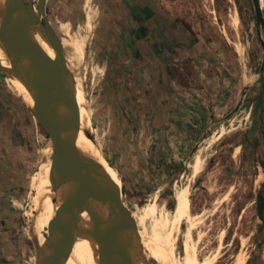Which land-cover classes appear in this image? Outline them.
Returning <instances> with one entry per match:
<instances>
[{"label": "rangeland", "instance_id": "374dc122", "mask_svg": "<svg viewBox=\"0 0 264 264\" xmlns=\"http://www.w3.org/2000/svg\"><path fill=\"white\" fill-rule=\"evenodd\" d=\"M136 1L45 0V13L91 116L92 137L121 180L144 252L137 259L159 264L147 236L158 225L172 238L176 195L188 188L191 215L172 240L178 263L189 251L202 264H264V31L252 1ZM104 13L120 15L114 32ZM6 74L0 69V241L8 240L0 264H36L31 235L41 232L30 231V196L52 146ZM191 77L201 89L196 98L206 99L207 121L197 139L168 147L165 135L160 142L153 135L169 121L159 93ZM128 149L135 155L129 169L132 160L116 162Z\"/></svg>", "mask_w": 264, "mask_h": 264}, {"label": "water", "instance_id": "95a60500", "mask_svg": "<svg viewBox=\"0 0 264 264\" xmlns=\"http://www.w3.org/2000/svg\"><path fill=\"white\" fill-rule=\"evenodd\" d=\"M251 1L256 21L264 31L260 0ZM33 29L41 34L53 54L34 37ZM0 44L11 62L10 68L0 64V69L25 83L32 99L27 105L29 111L46 131L52 146L50 184L54 213L45 243L35 244L36 264H65L78 237L83 212L87 213L96 238L100 264H135L130 256L135 226L121 188L76 142L78 107L72 91L75 80L63 45L47 20L45 0H4Z\"/></svg>", "mask_w": 264, "mask_h": 264}, {"label": "bare ground", "instance_id": "6f19581e", "mask_svg": "<svg viewBox=\"0 0 264 264\" xmlns=\"http://www.w3.org/2000/svg\"><path fill=\"white\" fill-rule=\"evenodd\" d=\"M4 0H0V14L3 8ZM34 37L41 45L50 53L53 54L51 47L45 42L44 38L35 29L32 30ZM0 64L10 68L11 62L6 49L0 44ZM6 74V73H5ZM7 75V74H6ZM11 83L15 86L22 101L26 105L32 102L29 89L25 83L16 75H9ZM72 91L78 107V126L75 132L76 142L83 149L85 154L95 162L119 188H121V180L117 175L116 170L107 161L98 144L92 137L93 123L87 107L80 97L79 90L74 83ZM197 162V161H196ZM196 166V165H195ZM51 173V158L43 162L37 169L34 180L35 185L32 187L30 196L29 216L32 222L29 225L30 231L37 226L41 234H32L31 237L37 244L45 243V234L50 220L53 218L54 204L52 201V191L50 184ZM194 173V172H192ZM195 174V173H194ZM178 192V191H177ZM63 194V189L59 190V195ZM188 188L181 189L176 195V214L172 220V238L162 234L158 225H155L147 236V244L154 253L155 259L159 264H179L173 248V238L179 232V223L182 218L190 217V200L188 198ZM105 214V208L102 210V215ZM190 219V218H189ZM135 232V237L132 240L130 247V256L135 264H142L138 261V255H144L138 246V234ZM36 233V232H35ZM140 235V234H139ZM145 238V237H144ZM146 239V238H145ZM175 241V240H174ZM96 238L92 232L89 217L86 212H83L80 220V231L75 243L73 244L69 254L67 255L65 264H100L96 253ZM148 248V247H147ZM191 251V250H190ZM185 252V250H184ZM181 263V262H180ZM185 264H202L194 254L189 251L186 254Z\"/></svg>", "mask_w": 264, "mask_h": 264}, {"label": "crops", "instance_id": "0c3cea01", "mask_svg": "<svg viewBox=\"0 0 264 264\" xmlns=\"http://www.w3.org/2000/svg\"><path fill=\"white\" fill-rule=\"evenodd\" d=\"M129 1L131 2L130 4L132 6L134 4H139L136 0H134L135 2H133L132 0H129ZM145 4L147 6L152 5L150 0H147L145 2ZM110 5H111V3H110ZM108 7H109V5H108ZM108 7H107V9H108ZM58 15L62 19H64V17L66 16L64 12H59ZM102 16L103 17L101 18V21L106 22V24L111 29V30H109V28L107 27V29H108L107 32L108 31L114 32L113 28L115 26H116L115 29L119 28L118 27L119 24H117V23H119L120 15H118L117 13H107V14L104 13ZM131 17L135 18L136 19L135 21H148V18L145 15L140 16V15L135 14V15H132ZM150 17L152 20L153 17L155 18V15L152 14ZM191 66H192L193 72L195 70V72H196L195 75H197L196 65L194 63L193 64L191 63ZM193 81H195V79L193 77H191V78L185 80V83L181 82L180 84L182 85L183 88H179L178 87L179 82L177 80L174 83L175 85H177V89L174 92L172 91V93H168V94H166V92H164L165 94L159 93V97L163 102V104H161L159 107L160 108L159 112L165 114L168 117L169 121L165 122L167 128L164 130L160 129L159 131L158 130L156 131L155 128H152V126H150V130L152 131L154 129V131H156L153 135L155 136V138L158 137L157 140L159 142L162 141V139H164L163 135H165L167 140H168V142H167L168 147L171 146L172 143L182 141V142H184V145H185L187 142H191L192 140L197 139V137L199 136V134L201 133V130H202V119L204 121L205 120L207 121L206 112L208 111V109H207V106L205 105V102H204L206 99L203 96H200V98H198V99L196 98L197 94L194 93V91L198 90L199 92H201V89L198 88L199 86L197 87L198 89L194 88L195 83H193ZM168 82L173 84L174 81H171V80L168 81L167 80L166 83H168ZM202 95H205V94H202ZM155 97L156 96H152V97L150 96L149 100L152 101ZM201 98H203V99L201 100ZM211 100L213 101L212 98H211ZM178 111L181 112L182 114H185V115H181L178 120H176V119L170 120L169 116H171V117L174 116V112H178ZM197 112L199 114H197ZM193 113L196 114L197 116L192 115ZM176 124H179V126L182 128L180 130V132H178V133L176 132V129L172 128V127H176L177 126ZM156 133L158 134L157 136L155 135ZM157 140H154L153 142L154 143L158 142ZM130 150H132V149H128L124 155H123V150H121V151L119 150L120 154H119V156L118 155L116 156L117 164H119L120 159H124L125 157L128 159V161L132 160V162H130V163H125V164L123 163L125 166H126V164H127V167L131 164H134L135 155H133L132 154L133 152H131ZM133 151L135 152L134 149H133ZM129 168H130V166L128 167V169ZM4 209H5V207L2 210H0L1 214H3V212H6ZM6 240L7 239H4V241H0V246H6V248H7L8 247V243H7L8 240L7 241Z\"/></svg>", "mask_w": 264, "mask_h": 264}, {"label": "trees", "instance_id": "16d2710c", "mask_svg": "<svg viewBox=\"0 0 264 264\" xmlns=\"http://www.w3.org/2000/svg\"><path fill=\"white\" fill-rule=\"evenodd\" d=\"M259 216L262 219V221H264V214L261 211L259 212Z\"/></svg>", "mask_w": 264, "mask_h": 264}]
</instances>
